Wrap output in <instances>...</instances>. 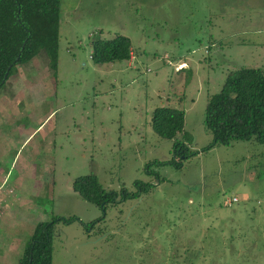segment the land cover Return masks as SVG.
I'll return each mask as SVG.
<instances>
[{
    "label": "rangeland",
    "instance_id": "1",
    "mask_svg": "<svg viewBox=\"0 0 264 264\" xmlns=\"http://www.w3.org/2000/svg\"><path fill=\"white\" fill-rule=\"evenodd\" d=\"M60 10L57 69L41 51L0 88V264H17L39 222L100 219L72 190L89 175L119 199L135 181L153 188L88 231L57 223L52 264H264V142L232 141L176 169L160 165L174 140L150 125L157 108L182 110L188 148L208 145V98L231 71L264 74V0H61ZM116 36L130 39V60L94 64V39Z\"/></svg>",
    "mask_w": 264,
    "mask_h": 264
},
{
    "label": "trees",
    "instance_id": "2",
    "mask_svg": "<svg viewBox=\"0 0 264 264\" xmlns=\"http://www.w3.org/2000/svg\"><path fill=\"white\" fill-rule=\"evenodd\" d=\"M60 6L61 0H0V88L17 65L32 60L41 51L45 52L51 69H57ZM131 55V42L127 37L100 38L92 42L90 58L96 65L129 61ZM206 102L203 122L212 139L200 151L188 148L192 140L184 131L182 110L164 107L153 111L150 119L153 132L162 139L174 140L173 159L160 165L181 169L190 158L210 152L215 147L229 146L232 141L255 139L264 142V74L260 69L231 71L219 93L210 96ZM178 136L180 140L176 139ZM155 177L158 178L156 174ZM134 186L136 191L130 193L122 188L119 199L117 192L104 190L94 175L76 178L72 184L73 192L84 201L100 207L102 217L89 225H83L76 217H52L48 222L37 223L17 264H52V240L57 223L70 225L78 221L88 231L103 221L108 206L140 197L153 188V185L140 181H135ZM232 241L228 243L231 245ZM188 250L186 248L184 254L187 255ZM172 257L165 251L163 258ZM177 257L174 255L173 260ZM196 258H200L202 263L205 255L197 254ZM188 264L194 263L190 261Z\"/></svg>",
    "mask_w": 264,
    "mask_h": 264
},
{
    "label": "crops",
    "instance_id": "3",
    "mask_svg": "<svg viewBox=\"0 0 264 264\" xmlns=\"http://www.w3.org/2000/svg\"><path fill=\"white\" fill-rule=\"evenodd\" d=\"M49 117H50V115H49ZM48 117V118H49ZM35 131L36 130H34L33 132H32V134H30L28 137H27V139H29L34 133H35ZM27 139H25V141L23 142V144H25L28 140ZM213 149H218V148H213ZM17 156V155H16ZM16 156H15V158H16ZM15 158L11 161V165H13L14 164V160H15ZM3 239V238H2ZM1 238H0V248H2L3 249V251L2 252H4V250H6V249H8L7 247H5L4 246V242H1V240H2ZM4 240V239H3ZM1 252V253H2ZM3 259V257L2 258H0V263H1V260Z\"/></svg>",
    "mask_w": 264,
    "mask_h": 264
},
{
    "label": "built area",
    "instance_id": "4",
    "mask_svg": "<svg viewBox=\"0 0 264 264\" xmlns=\"http://www.w3.org/2000/svg\"><path fill=\"white\" fill-rule=\"evenodd\" d=\"M236 201V199H233V202H235Z\"/></svg>",
    "mask_w": 264,
    "mask_h": 264
}]
</instances>
